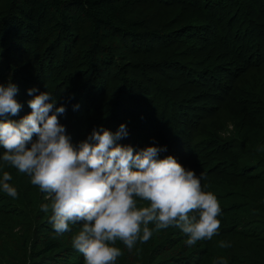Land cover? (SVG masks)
<instances>
[{"label": "trees", "instance_id": "obj_1", "mask_svg": "<svg viewBox=\"0 0 264 264\" xmlns=\"http://www.w3.org/2000/svg\"><path fill=\"white\" fill-rule=\"evenodd\" d=\"M10 80L22 109L7 119L31 113L29 89L48 91L74 146L126 125L118 144L166 147L159 158L217 197L212 240L153 231L132 250L117 241L116 264H264V0H0V84ZM2 155L0 180L8 171L18 195L0 186V264H84L81 225L58 234L47 194Z\"/></svg>", "mask_w": 264, "mask_h": 264}, {"label": "clouds", "instance_id": "obj_2", "mask_svg": "<svg viewBox=\"0 0 264 264\" xmlns=\"http://www.w3.org/2000/svg\"><path fill=\"white\" fill-rule=\"evenodd\" d=\"M36 92L28 90L34 97L28 101L30 114L19 121L7 119L17 116L22 105L15 99L18 87L11 80L0 84L2 160L27 174L31 184L47 194L50 204H43L42 211L51 210L50 223L58 234L81 225L72 237V247L83 255L84 264H116L123 254L115 246L117 241L132 250L137 241H149L153 231L179 228L190 247L218 235L217 197L204 191L196 172L174 156L159 158L166 147L137 152L131 145L118 144L128 135L123 124L115 134L103 126L94 129L74 146L59 121L66 108L56 107L48 91ZM11 180L5 171L0 186L16 198ZM230 246L219 242L220 248ZM218 264L227 261L221 258Z\"/></svg>", "mask_w": 264, "mask_h": 264}]
</instances>
